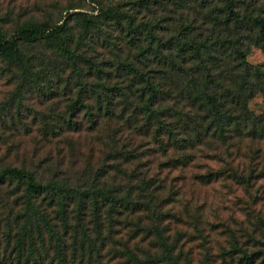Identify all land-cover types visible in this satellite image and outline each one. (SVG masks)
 <instances>
[{"label":"rangeland","instance_id":"1","mask_svg":"<svg viewBox=\"0 0 264 264\" xmlns=\"http://www.w3.org/2000/svg\"><path fill=\"white\" fill-rule=\"evenodd\" d=\"M224 2L0 0L3 31L11 33L27 20L63 21L77 52L76 67L52 48L20 43L34 62L25 84L21 70L0 55V166L31 168L44 180L130 187L133 196L149 203L145 220H156L157 210L174 213L161 215L158 223L171 238L181 233L191 264H264L259 222L264 219V138L223 142L211 136L203 102L208 74L215 75L209 84L224 92L241 77L233 47L216 37L235 39L247 62L264 69L257 27L242 17L264 16V0H233L241 25L225 12ZM76 12H86L94 24L85 28ZM183 40L207 47L180 49ZM126 63L157 86V119L138 107L148 90ZM246 106L263 113L264 94L252 90ZM231 168L245 174L253 168L252 184L238 181ZM209 171L214 173L207 180L202 175ZM129 230L122 224L121 232L105 239L102 263L94 252L72 258L75 242H69V264H130L125 240L131 248L139 245V256L148 242L141 233L129 238ZM39 249L48 263L52 250ZM241 250L253 252V261L241 257Z\"/></svg>","mask_w":264,"mask_h":264},{"label":"trees","instance_id":"2","mask_svg":"<svg viewBox=\"0 0 264 264\" xmlns=\"http://www.w3.org/2000/svg\"><path fill=\"white\" fill-rule=\"evenodd\" d=\"M224 10L241 25L240 12L233 8V0H225ZM76 13L82 14L85 28L94 24L93 17L86 12ZM242 17L256 25L257 40L264 49V16L248 14L245 18L243 14ZM69 40L63 21L49 24L47 21L27 20L11 33L0 27V55L21 70L22 84H25L32 76L34 62L20 43H40L52 48L77 67V52L70 46ZM214 41L233 47L241 77L236 86H225L224 92L209 84L215 81V75L208 74L206 85L209 89L204 92L203 102L209 117L208 126L212 128L211 136L223 142L242 136L264 138V112L254 114L246 106V99L252 90L264 94V69L247 62L246 51L236 44L238 41L235 39L224 36L216 37ZM177 45L180 49L207 47V44L196 40H183ZM126 64L144 81L148 90L146 99L138 107L148 114V118L153 115L157 119V86L142 70L131 63ZM157 121L160 127L165 126L161 119ZM182 161L185 162L184 159ZM254 172L253 168L247 174L230 169L231 175L245 185L252 184ZM213 173L209 171L202 177L209 180ZM149 182H144V185ZM125 188L121 191L116 184L106 185L99 181L73 184L57 177L44 180L37 178L31 168L0 166V264H69V242H75L70 252L72 258L76 252L81 258L94 252L95 260L102 263L105 239L112 237L115 231L121 232L122 224L130 229L127 231L129 238L141 233V240L148 242L146 249L141 250L144 255L139 256L136 251L139 245L131 248L127 244L128 239L125 240L122 247L129 256L130 264H191L188 253L183 250V242H180L181 233H175L171 238L167 228L158 223L161 215L174 213L157 210L153 213L156 220H145L146 214L143 213L149 210L148 201L141 196H133L130 187ZM148 193L144 196L151 200ZM259 222L264 231V219L259 218ZM76 242L80 243L79 250L75 248ZM40 247L44 248L45 254L52 250L48 263L43 260ZM235 247L240 246L235 244ZM241 252V257L253 261V252ZM184 253L187 258L183 257ZM87 264H90L89 260Z\"/></svg>","mask_w":264,"mask_h":264}]
</instances>
